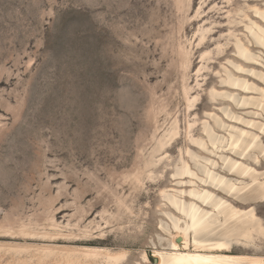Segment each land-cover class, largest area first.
I'll return each instance as SVG.
<instances>
[{
    "label": "rangeland",
    "instance_id": "obj_1",
    "mask_svg": "<svg viewBox=\"0 0 264 264\" xmlns=\"http://www.w3.org/2000/svg\"><path fill=\"white\" fill-rule=\"evenodd\" d=\"M255 8L264 10V0H0V226H6L0 227V264H57L61 246L71 245L124 251L123 264H157L155 251L170 248L161 225L170 223L169 214L182 217L164 192L191 188L179 183L189 180L179 171L184 162L202 175L188 151L215 157L216 170L237 184L251 182L191 141V134L206 138L204 120L227 134L209 114L260 135V147L246 152L251 156L226 153L264 173V131L224 113L230 109L264 129L261 92L220 78L229 66L264 88L260 76L228 62L264 73V47L245 27L251 21L264 27ZM203 27L210 31L198 45ZM237 39L260 62L239 57ZM183 48L192 51L189 70ZM202 63L209 68L198 73ZM185 84L197 96L191 104ZM213 87L260 101L241 106L212 99ZM175 122L178 135L162 146ZM204 185L240 209L254 208L264 224V198ZM22 225L34 235H22ZM55 229L65 237L46 234ZM49 244L61 250L42 251ZM230 253L264 260V235L233 241Z\"/></svg>",
    "mask_w": 264,
    "mask_h": 264
},
{
    "label": "bare ground",
    "instance_id": "obj_2",
    "mask_svg": "<svg viewBox=\"0 0 264 264\" xmlns=\"http://www.w3.org/2000/svg\"><path fill=\"white\" fill-rule=\"evenodd\" d=\"M180 1L182 2V0ZM189 6L191 5L189 4ZM255 10L256 13L264 19V10L259 8H255ZM245 27L251 37L264 47V27L255 21H251L249 24H246ZM209 31L210 28L203 27L200 29L198 45H201L207 39V33ZM230 35L237 37L235 32L234 34L230 33ZM248 40L250 42L251 39L249 38ZM234 46L235 53L245 61L260 62V56L254 55L250 46L241 39H237L234 42ZM210 53L211 52L206 51L202 54V62L207 59ZM228 62L237 71L252 73L260 76V78L264 80V73H258L255 68L248 69L242 63H236L233 60H228ZM182 65L185 70H189L192 65V51L187 48H183L182 50ZM223 67L225 74L220 75L222 84L241 89L245 92L252 90L260 91L262 95L261 101L263 103L264 88L255 86L248 78L235 73L229 66ZM205 68H209V66L202 63L198 69V73ZM190 90L189 85L185 84L184 91L190 102L189 104L197 99V96L191 98L189 93ZM210 95L212 99H215L217 96H223L241 106L258 105L256 100L259 99L254 96H242L241 93L237 92L227 90L221 91L215 87L210 90ZM262 103L259 104L263 107ZM224 113L231 120H239L248 126L264 131L263 125L258 121L253 119L245 120L230 109H224ZM209 116L213 118L218 127L224 129L227 134H219L210 121L204 120L202 123V131L205 133L206 138L194 137L191 134V130V141L216 157H219L220 161L222 160L224 166L231 172H235L239 175H248L251 182L247 184L243 183L244 185L237 184V180L234 181V179L228 178L226 175L216 170L219 161L215 157L201 156L192 151H188V154L194 161L195 166L199 168L202 175H199L198 172L193 170L187 162H184L181 167L179 166L180 168L178 167L179 171H181V175H187L189 177L188 181H180L179 183H189L191 188L188 190L175 189L172 193L164 192L169 204L179 211L182 217L169 214L170 223L161 225L162 230L168 232L170 235L168 243L170 248H168V250L166 248L156 250L154 256L158 258L157 264H264V260L258 259V257L240 256L230 253L233 241L239 242L240 238L243 237L252 242V240L255 239V234L264 235V224L257 217L255 209H240L227 199L218 196L213 189H210L211 187L204 185L207 184L215 188H220L235 197H241V193L246 190L247 194H256L254 198H264V180H261V175L264 173H260L257 169L246 165L243 161H240V159H235L226 153V151H232L240 156H251L250 153L246 154V152L250 149L254 150L260 147V135L251 129L229 123L218 114H209ZM177 123L175 122L166 132V136L164 135L165 138L161 141L162 146L168 144L170 140L178 135L179 127ZM189 128H194V125H190ZM209 144L213 149L209 148ZM262 149L264 150V148ZM187 196L190 198L187 199ZM52 225L53 228L59 226L55 218H52ZM5 227L4 225L2 228ZM21 227L22 235H34L27 227H23V225ZM85 231L89 232V230ZM5 233L6 232H4V234ZM62 233L56 229L54 232L46 231L49 237L57 235H64L65 237V234ZM67 236L69 237V234ZM9 245L12 246L11 244H8V246ZM3 246L6 247L7 245L5 244ZM19 246V248H21V245ZM58 246L59 245L56 244H49L40 248L45 253H50L60 248ZM71 246H61V249H65V253L63 257L61 256L62 259L59 260L57 264H123L127 257L126 252L114 250L109 247L83 246L71 248ZM24 248L27 249L28 247ZM32 248H34V246ZM143 260L149 261L146 252L143 253ZM42 262L40 263L43 264L46 261ZM53 262L54 261L51 263L53 264Z\"/></svg>",
    "mask_w": 264,
    "mask_h": 264
},
{
    "label": "snow or ice",
    "instance_id": "obj_3",
    "mask_svg": "<svg viewBox=\"0 0 264 264\" xmlns=\"http://www.w3.org/2000/svg\"><path fill=\"white\" fill-rule=\"evenodd\" d=\"M193 223H194V221H193ZM194 227H195V223H194ZM220 246H224V245H220Z\"/></svg>",
    "mask_w": 264,
    "mask_h": 264
}]
</instances>
